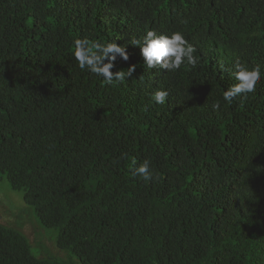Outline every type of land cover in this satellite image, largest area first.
Segmentation results:
<instances>
[{"label":"trees","instance_id":"1","mask_svg":"<svg viewBox=\"0 0 264 264\" xmlns=\"http://www.w3.org/2000/svg\"><path fill=\"white\" fill-rule=\"evenodd\" d=\"M0 175L73 264H264V0H0Z\"/></svg>","mask_w":264,"mask_h":264},{"label":"rangeland","instance_id":"2","mask_svg":"<svg viewBox=\"0 0 264 264\" xmlns=\"http://www.w3.org/2000/svg\"><path fill=\"white\" fill-rule=\"evenodd\" d=\"M0 224L14 228L24 234L34 256L54 258L64 263V260L56 255L63 253L70 259L68 264H73L71 262L75 260V257L57 249L56 231L41 226L33 207L24 202L22 192L12 190L2 175H0Z\"/></svg>","mask_w":264,"mask_h":264}]
</instances>
